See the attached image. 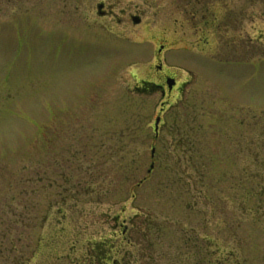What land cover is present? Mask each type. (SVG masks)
<instances>
[{
    "label": "rangeland",
    "instance_id": "rangeland-1",
    "mask_svg": "<svg viewBox=\"0 0 264 264\" xmlns=\"http://www.w3.org/2000/svg\"><path fill=\"white\" fill-rule=\"evenodd\" d=\"M0 264H264V0H0Z\"/></svg>",
    "mask_w": 264,
    "mask_h": 264
},
{
    "label": "flooded vegetation",
    "instance_id": "flooded-vegetation-1",
    "mask_svg": "<svg viewBox=\"0 0 264 264\" xmlns=\"http://www.w3.org/2000/svg\"><path fill=\"white\" fill-rule=\"evenodd\" d=\"M103 7L101 8L102 14H100L101 17L105 16V12L103 13ZM136 15H132V17H135ZM138 17V16H136ZM191 19H195V14H190ZM158 64L156 67V76L154 77L157 82H148L149 84L153 85L155 88H158L160 90L161 97L165 99L168 97L174 90L180 89L181 84L180 81L175 73H170L165 69V67L161 66L159 60H157ZM168 81L171 82V86L168 85ZM180 84V86H179ZM150 85V86H151ZM163 105L165 103H168V100L162 102ZM124 230L122 231V233Z\"/></svg>",
    "mask_w": 264,
    "mask_h": 264
},
{
    "label": "water",
    "instance_id": "water-1",
    "mask_svg": "<svg viewBox=\"0 0 264 264\" xmlns=\"http://www.w3.org/2000/svg\"><path fill=\"white\" fill-rule=\"evenodd\" d=\"M102 8V5H98L97 6V9L98 10H100ZM139 22V19H137V18H133V23L134 24H136V23H138ZM171 82H169L168 81V85L169 86H171ZM158 123H159V117H157L156 119H155V126H154V130H155V132H157V128H158ZM153 152H154V150H151V155H153ZM152 167V166H151Z\"/></svg>",
    "mask_w": 264,
    "mask_h": 264
},
{
    "label": "trees",
    "instance_id": "trees-1",
    "mask_svg": "<svg viewBox=\"0 0 264 264\" xmlns=\"http://www.w3.org/2000/svg\"><path fill=\"white\" fill-rule=\"evenodd\" d=\"M254 210H256V211H260L259 209H254ZM231 258H232V256H231Z\"/></svg>",
    "mask_w": 264,
    "mask_h": 264
}]
</instances>
